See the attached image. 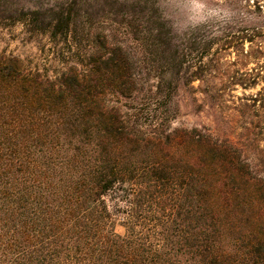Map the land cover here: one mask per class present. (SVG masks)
I'll use <instances>...</instances> for the list:
<instances>
[{"label": "trees", "instance_id": "obj_1", "mask_svg": "<svg viewBox=\"0 0 264 264\" xmlns=\"http://www.w3.org/2000/svg\"><path fill=\"white\" fill-rule=\"evenodd\" d=\"M49 7L43 20L41 5L0 0L5 18L86 60L51 80L0 52V264H264V87L223 102L235 118L213 127L171 126L173 89L159 90L206 81L231 53L227 87L264 84L263 26L179 37L157 0ZM145 82L148 108L106 103Z\"/></svg>", "mask_w": 264, "mask_h": 264}, {"label": "rangeland", "instance_id": "obj_2", "mask_svg": "<svg viewBox=\"0 0 264 264\" xmlns=\"http://www.w3.org/2000/svg\"><path fill=\"white\" fill-rule=\"evenodd\" d=\"M9 1L15 7L32 3L41 5L39 17L45 20L55 14L49 5L62 0ZM157 3L166 22L179 37L182 32L200 27L202 23L217 25L218 28L223 25L243 28L253 24L264 28V0H157ZM82 9H79V12L85 15L81 12ZM0 14V52L19 58L25 71L38 72L42 78L54 80L69 66H74L79 73L86 68L83 55L78 56L76 52L68 51L70 44L61 43V37L57 41L58 45L54 44L47 33L33 34L28 29L30 26L26 21L25 23L15 21V19L13 21L5 18L6 14ZM247 47L248 43H245L244 49ZM187 59L189 60L190 57ZM234 60H236L234 53L223 56L221 63L224 65L219 67L218 64H214L215 70L204 82L197 79L185 84L182 79H179L175 81L177 88H159L160 94L165 93L166 95H170L173 89L167 98V104L172 108L170 110V116L171 114L173 116L172 119L170 118L171 126L213 127L215 124H221V117L228 118V114L230 119L231 116L235 118L233 111L223 108V102L231 107L233 102L238 103L237 97L255 94L261 86L264 87V84L249 89H242L239 86L227 87L220 72L226 70L227 67L230 71L237 68L238 66L232 65ZM252 66L253 64L248 65V67ZM170 70L175 73L172 66ZM153 80L151 84L155 86L156 78L153 77ZM138 89L140 93L132 94V99L110 93L105 97L106 103L137 110L148 108L149 99L155 96L147 95H149V90H152V93L157 92L156 88H149V84L145 82L144 86ZM165 101L166 99L157 100L160 105ZM149 120L144 124H148ZM143 121L146 122L147 119H142L140 122L143 123ZM236 128L235 131H238V127ZM261 144L264 145V141ZM116 230L119 233L123 232L120 226Z\"/></svg>", "mask_w": 264, "mask_h": 264}]
</instances>
